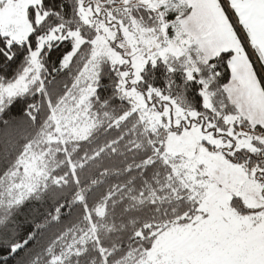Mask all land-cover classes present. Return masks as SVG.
<instances>
[{"label":"snow or ice","instance_id":"6c2138e0","mask_svg":"<svg viewBox=\"0 0 264 264\" xmlns=\"http://www.w3.org/2000/svg\"><path fill=\"white\" fill-rule=\"evenodd\" d=\"M0 264H264V0H0Z\"/></svg>","mask_w":264,"mask_h":264}]
</instances>
